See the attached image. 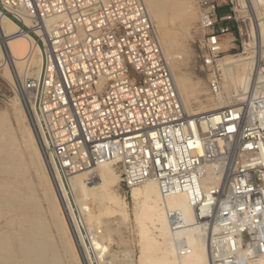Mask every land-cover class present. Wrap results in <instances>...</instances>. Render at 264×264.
<instances>
[{"label":"built area","instance_id":"2783aa9c","mask_svg":"<svg viewBox=\"0 0 264 264\" xmlns=\"http://www.w3.org/2000/svg\"><path fill=\"white\" fill-rule=\"evenodd\" d=\"M194 6L200 69L217 97L224 45L240 30L233 0ZM0 10L28 21L26 59L40 63L19 90L59 188L111 163L125 192L152 179L163 197L186 195L191 223L165 209L177 255L189 253L191 227L208 264L264 258V81L248 99L189 115L144 0H0Z\"/></svg>","mask_w":264,"mask_h":264},{"label":"bare ground","instance_id":"6f19581e","mask_svg":"<svg viewBox=\"0 0 264 264\" xmlns=\"http://www.w3.org/2000/svg\"><path fill=\"white\" fill-rule=\"evenodd\" d=\"M144 2L151 19L155 21L157 33H160L158 36L166 59L169 62V59L180 58L179 54L173 52L177 42L168 25L179 12L183 14L184 21L189 22V0ZM251 4L254 7L253 15L248 13V6ZM239 6L240 8L234 10L247 12L254 22L256 41L253 74L252 57L237 60L233 55H224L220 62L226 89L233 88L238 91V87H241L243 92L238 95L240 100H245L252 95V91L246 92L248 82L251 80L252 85L255 80L256 83L264 81V9L259 10V6L264 7V0H239ZM168 11L171 12L170 15ZM27 25V20L21 26L0 10V40L3 42V46H0V80L8 82L12 87L16 86L19 93L20 80L35 74L40 63L36 55L30 61L26 59L30 45L25 29ZM243 60H246L242 67L243 72L239 73L237 63ZM170 68L187 114L205 113L227 105L222 94L202 99L203 95L199 91L192 90L187 96L186 78L182 72L175 74L171 65ZM228 79L237 84L229 86ZM16 91L12 96L0 94V99L9 106V112H0V264H61L60 250L67 253L70 260L75 259L76 252H73L72 246L77 249L82 264H99L102 259H99L98 251L102 246L93 247L94 241L91 242L89 233L94 234L93 231L98 230L91 229V223L101 221V217L107 214L119 215L123 221H127L129 217L126 202L113 189L119 176L111 163H103L72 173L69 176L68 189L65 188L64 191L61 186L59 188L56 185L58 178L51 156L42 148L25 104L21 105L23 101H19ZM191 101L196 107L190 112L187 103ZM8 115L14 120V126L10 124ZM25 120L28 121L27 125ZM30 171L35 174L34 178L41 186V194L48 203L52 224L59 233V247L51 240L48 224L46 225L41 216L42 211L40 213L38 206L36 207L38 199L33 190L34 183L28 177ZM130 192L135 203L133 219L140 247L136 264H208L204 240L191 227L182 231L190 244L188 254L177 255L172 245L165 209H179L186 221L191 223L192 208L184 193L163 197L158 184L152 179L133 187ZM96 236L100 237L97 234L95 239ZM71 264H77V261L74 260ZM252 264H264V258L256 259Z\"/></svg>","mask_w":264,"mask_h":264},{"label":"rangeland","instance_id":"374dc122","mask_svg":"<svg viewBox=\"0 0 264 264\" xmlns=\"http://www.w3.org/2000/svg\"><path fill=\"white\" fill-rule=\"evenodd\" d=\"M189 2H190L189 9L191 12V18L188 23L184 21V16L180 12L178 13L177 17L173 21L171 20L169 21V25H168L169 31L171 32L172 36L177 42V46L174 47L173 52L179 54L180 56V58L169 59V62L175 74H177V72H182L183 76L186 78L187 83H188L187 90H186L187 96L192 90H194V91H199V93L203 95L201 96L203 97L202 99H208V98H211L212 96L209 94V91L206 85L205 76L200 69V58H199L200 48H199V43H198L199 36H198V31L196 29L197 18H196L194 0H189ZM233 6L234 8H240L239 0H233ZM253 8L254 7L252 6V4L248 6V13L251 12V14L253 15L254 13L252 11ZM262 8L264 9V7L259 6V10H261ZM263 9L261 11H263ZM239 10L241 11V9ZM225 11L226 9L222 8L220 10V13L222 12L224 13ZM168 14L170 15L171 12L168 11ZM235 20L236 21H232V24L234 25L237 24L239 26V29H240L239 34L238 35L236 34L235 43H231V44L227 43L228 45L224 49L230 48V50L225 52L223 55H233V58L237 60L243 59L245 57H252L251 58V61H252L251 71L253 74V69H254V58L253 57L255 55L254 46H255V41H256L254 22L251 20L250 16L247 15V12H244V11L243 12L235 11ZM153 22L155 24L154 20ZM159 34L160 33H158V35ZM227 38H230V36L227 35ZM250 42L252 43V45H249ZM263 47H264V43H263ZM243 61H241L240 63H237L238 65L237 71L239 73L243 72L242 67L246 60H243ZM250 77H252L251 74H250ZM229 80L230 79H228L227 81V84L229 86L230 85L233 86L237 84L234 81L232 80L229 81ZM1 81L2 79L0 80V91H1L0 94H3L5 96H12L13 95L12 93L17 90V87L14 84L13 86L15 87H12L6 81H5L6 82L5 84L4 80L2 82ZM190 82L192 83V85L194 84V86H192ZM11 87H12V91H11ZM238 88H239L238 91H236V89H233V88L227 90L224 84L223 77H222L221 94L224 97L227 104L232 103V102L242 101L240 100V96L238 94L243 91L241 87H238ZM253 88L254 87H252L251 80H250V82H248L246 92L253 91ZM16 93L19 98V101L22 103L23 101L22 95L19 93L18 90L16 91ZM192 102L193 101L190 102L191 104L189 102L187 103L189 106L190 112L192 111L191 109L196 107L194 102L193 103ZM210 102H207V104ZM21 105L23 106L24 103ZM8 109H9L8 104L5 101L0 99V112L5 111L7 113L9 112ZM8 118H9L10 124L14 126L15 122L11 118L10 115H8ZM24 123L27 125L28 121L26 122L25 120ZM115 171L118 174V170L116 168H115ZM34 175L35 174L32 171L28 173V177L30 176V180H31L29 181L31 183L32 182L34 183L33 184V187H34L33 190L35 191L34 193L37 194V195L34 194L37 196L35 197L38 199L36 207L38 206L37 209L39 210L40 213L42 211L41 216L44 222L46 223V225L48 224L47 228H48L51 240H53L56 243V246L59 247L60 240H59L58 230L52 224L51 216H50L49 209L47 206L48 203L45 200V198H43V194H41L42 193L41 186L39 185V182L37 181V179L34 178ZM90 181H93V179H91ZM113 189L121 197V199H123L127 204V212L129 216L128 220L123 221L119 215H111V214L103 215L101 217V221L91 223L90 225L91 229L93 228L98 231H93V233L95 232L94 234H92V232L89 233V238L91 239L92 243L94 241L93 247L94 246L96 247L97 245L102 246L101 247L102 249H99L100 252L98 251V255H99L98 257L100 260L102 259L101 260L102 262L99 261L101 264H132V263L136 264L138 255L140 253V250H139L140 247L138 244L137 229H136V225L133 219L135 203L131 198V192H125L123 188L119 186L118 181L117 183L113 185ZM82 216H83L82 219H84V215ZM97 234L100 237L96 236L97 239H95V235ZM70 241L72 243L71 239ZM203 245L205 247L204 243ZM72 247H73L72 248L73 252L74 253L76 252L75 259L73 258L72 260H70L69 255L63 252L62 250H60L61 264H71L74 260L75 262L77 261V264L79 263L82 264V261L80 259V255L77 249L74 246Z\"/></svg>","mask_w":264,"mask_h":264},{"label":"trees","instance_id":"16d2710c","mask_svg":"<svg viewBox=\"0 0 264 264\" xmlns=\"http://www.w3.org/2000/svg\"><path fill=\"white\" fill-rule=\"evenodd\" d=\"M221 9H222V8H221ZM221 9H220V10H221ZM225 9H226V8H225ZM220 10H219V14H222L223 12H222V13H220Z\"/></svg>","mask_w":264,"mask_h":264}]
</instances>
